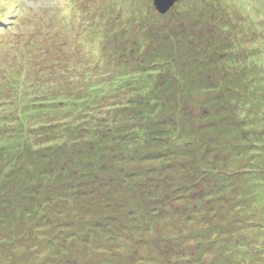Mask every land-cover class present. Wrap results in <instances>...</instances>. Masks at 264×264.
<instances>
[{
    "label": "rangeland",
    "instance_id": "obj_1",
    "mask_svg": "<svg viewBox=\"0 0 264 264\" xmlns=\"http://www.w3.org/2000/svg\"><path fill=\"white\" fill-rule=\"evenodd\" d=\"M10 1L16 4V8L12 12L6 9L1 15L7 22L4 26L0 24V67L24 45L27 48L22 53V60L33 59L34 68L27 78L4 76L0 80V89L10 87L11 82H23L30 89L39 91L43 96L41 100L46 102L41 113L30 118L28 127L38 128L44 123L53 125L54 121L56 124L68 122L72 128L60 143L75 141L77 150L94 146L88 140L91 138H84L81 129L90 128L97 121L92 116L96 110L91 111L87 123L74 129L86 105L77 109L49 105L51 96L62 99L66 89L72 87L69 97L79 98L87 79L105 77L109 81L114 70H128L130 66L140 71L142 68L136 63L137 49L149 59L150 52L159 44L166 47L165 37L177 36L175 39L180 40L185 27L194 32L192 37L188 36L191 37L189 46L195 50L202 47L197 52L207 46L219 47L220 51H216L214 57L216 64L213 69L206 66V71L213 75L212 82L215 80L221 84L220 91L225 93L227 86H233L238 90L232 89L235 96L242 100L247 110L248 104L251 112L262 107L264 78L254 89L249 87L250 83L241 84L233 78L244 77L246 82L247 74H251L252 82H255V65L260 63L264 67V0H179L165 14L155 10L154 0ZM212 20L216 23L209 26ZM211 34L214 35L213 40ZM243 48L249 52L242 55ZM180 49L186 51L187 45L183 44ZM166 51L171 50L167 48ZM244 58L248 59L245 61ZM123 61L124 64L120 65ZM184 64L189 70L187 63ZM246 66L249 71L244 73ZM4 68L11 73L8 67ZM193 74L189 81L193 80ZM142 75L133 79L143 81ZM156 80H159L158 76ZM101 83L103 81L96 84ZM167 83H170L168 79ZM74 86L76 90L73 91ZM212 91L205 90L203 94H208L211 115L215 118L220 113H217L218 106H215L213 97L218 95ZM203 94L192 93L188 100H199ZM121 98L132 100V91H125ZM223 100H226V94ZM166 104L168 108L175 109L173 95L167 96ZM12 106L8 100H0V121L9 118L8 124L13 123L15 108ZM47 110L50 113H46ZM257 112L264 113L256 110L250 120L244 116L239 118L234 113L229 120L232 124L238 122L239 130L236 134L220 136V140L217 136L226 130L225 125L216 129L205 128L200 118L193 119L198 114L191 113L187 118L194 126L191 134L194 144L189 148L198 149L197 154L186 158L164 155L159 160L147 157V161H139L138 164L126 163L119 158V152L143 154L159 149L154 146L156 144L147 141L141 147L136 142L129 149L114 145V140L106 132L108 128H105L108 148L102 149H107L101 159L104 171L98 172V178L93 176V184H97L90 183L91 190H95L89 192L91 196L83 193L77 196L81 199L96 198L98 204L89 209L88 202L77 201L69 195L66 204L58 205L55 201L42 203L41 209L45 211L32 213L31 217L10 216V225L0 229L1 235L7 234L8 230L12 234L1 238L5 247H0V264H232L228 259L234 257L235 264H264V146L260 148L264 143L254 144L257 131L264 129V121H258ZM169 113L171 111L166 109L163 116L167 117ZM60 132L61 126L40 131L44 141ZM236 136L239 141L234 139ZM38 137H34L33 147L38 143ZM48 141H45L46 145ZM121 167L124 174L130 171L126 176L137 171L144 176L135 174L131 176L133 178H127V183H121L126 179L124 174L117 172ZM184 168L192 175L201 168L214 173L203 174L204 177L199 174L203 178L201 183L189 190L184 186L186 180L173 183L170 179L171 175L177 178L185 176ZM149 170H153L154 175H145ZM28 171L30 173L23 170V177L27 175L35 181L36 203L49 198L52 191H46L38 178L40 172L47 173L49 168L37 165ZM72 180L68 186H75V189L83 184V179ZM187 180L190 182L191 179ZM134 183L138 186L132 188ZM83 188L89 189L87 185ZM28 200L22 201L28 203ZM82 203L85 204L83 209L74 207ZM11 213L17 215L16 212ZM133 216L137 220H133ZM104 221L113 228L117 225L116 229H106L107 226L102 229ZM198 232L201 239L197 238ZM235 238L240 239V243L249 239V244H253L250 241L254 238L262 243L258 242L259 250L246 245L239 247L241 250L237 253L238 240ZM13 244L17 247L14 248Z\"/></svg>",
    "mask_w": 264,
    "mask_h": 264
},
{
    "label": "trees",
    "instance_id": "obj_2",
    "mask_svg": "<svg viewBox=\"0 0 264 264\" xmlns=\"http://www.w3.org/2000/svg\"><path fill=\"white\" fill-rule=\"evenodd\" d=\"M3 4L10 5L13 3H11L10 0H3ZM5 11L6 7L0 6V24H2V26H4V22H7L6 17L1 16ZM215 23L216 22L212 20L209 26H214ZM193 33L191 29L185 27L181 33L180 40L175 39L177 36H175V38L171 35L165 37L167 42H164V46L166 47H162V45L159 44L158 47L154 48L153 52H150L151 57L149 59L145 57L142 50L140 51V49H137L138 51L135 54L136 63L141 66L142 69L140 71L130 66L128 70L121 68L114 70L110 77L111 80L109 81L105 80V77L87 79L85 81L86 85L80 91L81 97L79 98L69 97V92L72 87L66 89V94L62 99H58L57 96H51L50 102L48 103L49 105H63V107L67 109H77L81 105H86V109L80 112L84 113L82 117L76 121L77 123L74 129L81 128V126L87 123L91 111L94 109L96 110V113L92 116L97 121H95L90 128L84 127L81 129V131L84 132V138H91L88 140L94 145L84 150H77V146L75 145L74 147L75 141L60 143L67 136L66 133L72 128L69 126L68 122L56 124L54 121L53 125H46V123H44V125L38 128L28 127L30 118L40 114L42 106H44L46 102L45 100H41L43 96H41L39 91L30 89L29 85L23 82L21 84L11 82L10 87L0 89V100H8L13 104L12 108H15L11 120L13 123L8 124L9 118L8 120L3 119L0 121V229L10 225V216H14L15 218L20 215L27 216V218L31 217L32 213L38 214L39 211H45L41 209L42 203L46 204V202L55 201V204L58 205L61 203L66 204L68 203L67 199L69 195L74 196L77 201L82 200L88 202L89 209L95 206V204L97 205L98 201L96 198L81 199L77 196L81 193L91 196L89 192L95 191L91 190L90 186L93 184V176L98 178V172L103 173L104 171L101 159L105 154L104 150L107 149L103 151L102 149L106 146V148H108V145L105 144V141L108 139L105 135V128H108L106 132L109 133V138L114 140V145L124 146L129 149L132 148L133 144L136 142H138L141 147L143 144L145 145L147 141L156 144L154 146H157L159 149L148 150L143 154H137V151L134 154H130L125 150L119 152V158H123L126 163L131 161L133 164L134 162L138 164L139 161H147L149 157H152V160H159L162 159L164 155H179L182 158H186L193 157L197 154L198 149H194L193 147L189 148L194 144V140L191 136L194 126L187 118L191 113L192 115L194 113L198 114L195 115L193 119L200 118L201 125L205 128L216 129L221 125H225L226 130H222L223 132L218 134V140L220 136L232 135L230 133L236 134V131L239 130L236 124L238 122L232 124L229 120L234 113H236L239 118L244 116L250 120L256 110L264 111V98L260 100L261 109L258 108L251 112L249 110V104L247 110L242 100L235 96V91H238L236 88L233 86L231 88L229 85L226 87L225 93H223L220 91L221 84L219 85V82H215L214 80L215 85H213V75L208 74L206 66L213 69V66L216 64V59L214 58L216 57L215 54H217L216 51H220V49L219 47L210 46L209 48V46H207L197 52L196 50L202 47L196 48L195 50L188 44ZM216 35L219 38V34ZM210 38L213 40L214 35L211 34ZM183 44L187 45L186 51L180 49ZM25 48L27 47L22 45L21 50L19 51L17 49L14 54L15 56L9 62L1 63L0 80H2L1 78L4 76L12 77L11 75H21L23 78L28 77L29 73L34 68V61L33 59H28L26 61L22 60V58L24 59L22 53ZM167 48L171 51L167 52ZM241 52L242 55H244L249 51L243 48ZM112 56L114 55L112 54ZM240 56L241 54H239V57ZM244 59L246 61L248 58ZM124 62L125 61L120 62L119 64L122 65ZM184 63H187L189 70H187ZM4 66L8 67L11 73H9ZM255 68L257 69V72L254 71L253 73V75L256 74L255 82H252L254 78H252L251 74H247L246 82L244 77L241 79L234 77L233 79L241 84L250 83L249 87L254 89L256 88V84L263 82L262 79L264 78V67L259 63L255 65ZM248 71L249 68L246 66L245 70L242 72L246 73ZM172 73H174L173 79L170 77ZM193 73H196L197 76ZM142 74H144L143 81L138 82L137 79H133L138 76L143 77ZM191 74H193V80L191 79V81H189ZM156 76L159 77V80L155 81ZM55 78H57V76L52 80H55ZM166 78L171 84L167 83ZM100 81H103V83L96 84ZM225 83H229V80H225ZM233 88L235 91L232 90ZM212 89V92H216L218 95H213V97L215 99V106H218L217 113H220V115L215 118L211 115V106L209 104L211 100L208 98V94H203V91L207 90V92H210ZM74 90H76L75 86L73 87V91ZM259 90L261 92L263 91L261 88ZM125 91H132V100L124 101L121 98V95ZM192 93H201L204 96L196 101H193V99L188 100V97L192 95ZM224 94H226V100H223ZM168 95L174 96V110L172 107H167L166 99ZM117 99L118 102L115 101ZM218 100H220L219 103L221 102V104H218ZM20 106L25 108L21 109ZM239 107L240 109L236 110V108ZM166 109L170 110L171 113L167 114V117H164L163 113ZM127 110H129V113H127ZM110 111H113V113L109 114ZM46 113H50V111L47 110ZM249 113L250 115L248 117ZM257 113L258 121L260 122V119L264 121V113ZM226 120L227 122L223 123ZM263 121L261 122L263 123ZM58 126H61V132L51 139H46L49 140L48 145H46V140L44 141L42 139L44 137H42L40 131H44L46 128L56 129ZM251 133L253 132L251 131ZM46 134L49 133L46 132ZM257 134L258 137L254 144L257 145L259 142L264 143V129L257 131ZM35 136H39L37 140L38 143L33 147V139ZM75 138L73 140H75ZM211 138L215 140V137L212 136ZM234 139L239 141L237 136ZM40 145H44L45 147ZM262 146H264V144H262L260 148H262ZM92 148L95 149V151ZM42 150H46L47 152L43 153ZM149 151L153 153H148ZM237 155H239V152ZM200 157L202 159L203 155L201 154ZM25 162L26 165L24 166ZM198 162H200V160ZM37 165H43L49 168L47 173L40 172V177L38 178L41 179V185H43L46 191L49 189L52 191L49 194V198L43 199L39 203H36L38 199L35 196V181L27 175L23 177L24 169L29 172L28 170L32 168L35 169ZM184 171L186 172L185 176H178L177 178L171 175L170 179L173 183L186 180L184 186L189 190L193 188V186H197L201 183V179L203 178H201L199 174L202 173L204 177V175L214 173L212 170L202 168L194 175L185 168ZM117 172L124 174V169L121 167L120 171ZM138 172L139 174H137ZM140 172L141 171H137L132 175L126 176L130 173V171H128L124 174L126 179H122L120 182L127 183V178H133L131 176L135 174L144 176V173L141 174ZM152 172L153 170L146 171L145 175H154L155 172ZM73 178L76 180L83 179V184L78 185L76 189L75 186H68L72 184V182L69 181H73ZM188 178L191 179L190 182L187 180ZM91 182L92 184H90ZM105 182L106 181H104V184ZM96 184L97 182L93 185ZM86 185L89 187L88 190H86L87 188H83ZM137 186L138 184L135 185L134 183L131 187ZM139 186H142V184ZM124 187L127 188L128 185ZM52 195L56 197L52 198ZM22 200H28L29 204ZM18 201L24 202L25 204L19 203ZM84 206L85 204L82 203L80 206L75 205L74 207H77L76 209H83L82 207ZM11 212H16L17 215ZM132 219L137 220L136 216H133ZM101 226L102 229L107 226L108 228L106 229L112 230L116 229L117 225L113 228V226L111 227V225H108L106 221H104L101 223ZM95 227L98 229V225ZM201 231L202 230L199 232L201 233ZM199 232L197 233V238L201 239L202 235ZM7 234L6 232L3 235L0 234V247H5L1 238L10 237L12 235L9 230ZM192 234H190V236ZM235 239L238 240L236 242L237 247L235 248L237 253L241 250L239 247H245L246 245L253 246L256 250H259L258 244L262 243L260 240L255 241V238L250 241H253V244H249V239L246 242L241 241V243L240 239ZM13 245L14 248L17 247L16 244ZM207 254L211 253L208 252ZM232 259L233 258H229L228 261L235 264L236 258L234 257V259Z\"/></svg>",
    "mask_w": 264,
    "mask_h": 264
},
{
    "label": "water",
    "instance_id": "obj_3",
    "mask_svg": "<svg viewBox=\"0 0 264 264\" xmlns=\"http://www.w3.org/2000/svg\"><path fill=\"white\" fill-rule=\"evenodd\" d=\"M179 0H154L153 6L159 14L167 13Z\"/></svg>",
    "mask_w": 264,
    "mask_h": 264
},
{
    "label": "clouds",
    "instance_id": "obj_4",
    "mask_svg": "<svg viewBox=\"0 0 264 264\" xmlns=\"http://www.w3.org/2000/svg\"><path fill=\"white\" fill-rule=\"evenodd\" d=\"M0 6H4L6 7L7 9V12H12L15 8H16V5L15 4H10V5H4L3 4V0H0ZM174 6V5H173ZM172 6V7H173ZM25 11H27V9H25ZM169 12V11H168Z\"/></svg>",
    "mask_w": 264,
    "mask_h": 264
}]
</instances>
